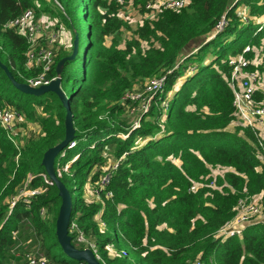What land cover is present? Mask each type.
Returning <instances> with one entry per match:
<instances>
[{
  "label": "trees",
  "instance_id": "obj_1",
  "mask_svg": "<svg viewBox=\"0 0 264 264\" xmlns=\"http://www.w3.org/2000/svg\"><path fill=\"white\" fill-rule=\"evenodd\" d=\"M145 1L133 0L138 13L145 12ZM29 8L35 18L54 15L69 28L79 10L88 19L81 73L72 77L68 94L62 82L65 75L70 78L68 63L76 59L73 24L72 48L65 50L55 41L46 78L60 76L76 141L53 158L55 169L62 159L77 155L59 178L70 196L69 223L74 221L94 242L101 263L264 264V224L248 225L240 236L217 234L235 214L239 198L258 197L264 216V166L256 156L255 137L249 128L227 129L236 119L228 58L264 40V0H188L185 7L164 10L131 33L116 15V0H0V103L25 120L19 149L0 126V264L30 253L48 264H88L61 247L57 219L62 197L54 183L46 186L41 177L47 174L45 153L66 138V105L53 90L32 93L15 84L30 86L28 80L42 71L26 64L27 38L5 26ZM224 13L228 24L213 36ZM39 41L46 46V38ZM253 69L264 72V56ZM160 76L161 89L132 128L128 110L139 101L123 100L124 95L142 91L147 79ZM165 99L167 109L161 106ZM119 159L105 188L111 195L102 196V203L88 201L87 183L98 180L108 160ZM215 168L221 172L213 176ZM29 174L28 188L45 190L29 202L19 199L7 214L10 198ZM200 181L205 185L189 190ZM69 235L75 248L86 249L74 233Z\"/></svg>",
  "mask_w": 264,
  "mask_h": 264
},
{
  "label": "built area",
  "instance_id": "obj_2",
  "mask_svg": "<svg viewBox=\"0 0 264 264\" xmlns=\"http://www.w3.org/2000/svg\"><path fill=\"white\" fill-rule=\"evenodd\" d=\"M119 8L117 16L126 21L124 14L125 8H133L137 14L140 15L138 25H142L145 20H153L158 18L159 14L164 10H179L185 7L188 0H146L144 4V13H138L137 9L133 5V0H116ZM59 5V4H58ZM60 6V5H59ZM237 15L243 20L247 21V16L243 11H237ZM228 19L226 13L221 15L220 19L215 25V32L213 36L221 31L227 24ZM6 27H15L17 30L27 38L29 42V50L27 52L26 64L29 67L41 66V73L34 79L28 80V84L32 88H38L40 86L50 85L52 82L60 78L59 75L53 76L50 79L46 78V74L50 70L55 53L53 51V45L57 40L56 34L51 37H45L43 33V23L40 18L34 17L33 9H26L21 15L10 20L5 24ZM136 26V27H137ZM135 27V28H136ZM46 38V46H43L39 41L41 37ZM251 54V55H248ZM264 56V40L256 47L254 45H245L241 52L228 58V63L231 66V73L228 78V85L232 90L233 99L232 105L235 109L236 119L233 121L236 126L249 128L254 137L255 143L253 144L256 152V156L260 163L264 166V72L253 69L249 70L250 66H256L262 62ZM164 82V76L153 77L147 79L142 91L127 92L123 100L130 98L139 101V105L132 106L128 110V116L131 119L132 128L139 126L140 114L145 113L150 105V100L153 99L154 94H157L161 89ZM163 109H167L169 102L167 99L161 102ZM136 119L135 121L133 119ZM24 116L22 113L4 107L0 103V126L5 130L7 137L19 149L18 136L22 132V123H24ZM119 137L125 138L127 134L120 133ZM76 146V141L71 140L68 142V147L72 148ZM126 152L124 153V155ZM124 155L122 157H124ZM64 153H62V157ZM77 155L72 156L71 159L65 162H59L54 169L56 176L60 178L63 173L68 172L70 163L75 160ZM121 157V158H122ZM120 158V159H121ZM119 160H108L107 163L100 167L102 170L96 182H89V191L86 192V198L88 201L103 202V197H109L111 192L105 188L108 186L111 178V173L119 164ZM215 175V174H214ZM46 186L51 185L53 181L47 174H41ZM31 175L29 174L24 181L23 186L18 190L17 194L12 196L9 201V209L7 214L11 213L13 206L21 199L25 202H29V198L37 194L43 189L28 188ZM203 181L194 182L190 186L189 190L194 191L198 187L204 186ZM212 187H216L213 181L209 184ZM221 186H218L220 188ZM235 214L224 225H222L217 234L222 237L240 236L246 226L262 223L264 224V216L262 215V207L260 203L254 201L253 197L245 196L239 198L235 207ZM43 213V209L40 211ZM102 227L105 223L99 220ZM68 231L74 233V240L77 243L84 244V248L90 250L98 261L101 263V257L98 254L97 246L94 242L87 240L82 231L79 230L77 224L71 221L68 226ZM109 249H113L112 245L107 246ZM125 254L124 251H122ZM9 264H48L47 260L43 256H36L34 254H25L21 260H15ZM101 264H104L103 262ZM195 264H201L196 261Z\"/></svg>",
  "mask_w": 264,
  "mask_h": 264
},
{
  "label": "water",
  "instance_id": "obj_3",
  "mask_svg": "<svg viewBox=\"0 0 264 264\" xmlns=\"http://www.w3.org/2000/svg\"><path fill=\"white\" fill-rule=\"evenodd\" d=\"M62 61H60L57 64V71H60ZM14 81V80H13ZM60 78L52 84L47 86H40L38 88H32L30 86H22L17 83H15L19 88L32 93H41L47 90H53L55 91L60 98L63 100V102L66 105L67 108V116H66V138L61 143L57 144L53 148L49 149L44 157L42 164L44 165L45 171L49 178L53 181V183L57 186L59 190V194L62 197V205L60 208V213L57 219V236L58 241L63 248L64 252L71 257L74 260L77 261H85L88 264H101L97 258L94 256V254L87 249L81 250L77 249L73 246L71 242V236L69 235L68 226H69V217H70V211H71V202H70V196L65 188L64 184L59 180V178L56 176V173L54 171L53 167V158L54 156L63 149L64 146L68 144L69 141L73 139L74 136V129L72 125V117H71V111L68 105V101L61 91L59 87Z\"/></svg>",
  "mask_w": 264,
  "mask_h": 264
},
{
  "label": "rangeland",
  "instance_id": "obj_4",
  "mask_svg": "<svg viewBox=\"0 0 264 264\" xmlns=\"http://www.w3.org/2000/svg\"><path fill=\"white\" fill-rule=\"evenodd\" d=\"M56 1V0H55ZM126 18V22L130 26V29H128V32H132L137 24L139 23V20L141 19L140 15L137 14L136 10L133 8H125L124 14ZM49 19L45 16H41L40 19L43 23V33L42 35L45 37H51L53 34H56L57 40L56 43L58 46L64 48L65 50H70L72 48L73 42L76 39V32L72 33L71 29L74 25V27L77 30V49H76V59L74 61H71L68 63V72L67 75H70V78H66V75L63 78L62 82V90L65 92V94H68L71 86L73 85L72 77L75 75H79L81 73V56L83 49L86 45L87 40V25H88V19L85 17H82V11H78L77 14H73L70 18L71 28H69L68 24L65 23L63 20L58 18L54 15H48ZM74 34V37H73ZM72 39L73 42H72ZM55 43V44H56ZM191 50V48H189ZM68 53V52H66ZM76 70V71H75ZM192 69H190L191 71ZM75 71V72H74ZM129 117V116H127ZM136 120L135 118L133 119ZM236 123L232 122L230 124V128L232 130ZM28 126L36 127L33 123H28ZM36 130H39V127H36ZM62 162H64V159H62ZM221 172V169L215 168L213 169L212 175ZM254 201L259 203L258 197H253Z\"/></svg>",
  "mask_w": 264,
  "mask_h": 264
},
{
  "label": "crops",
  "instance_id": "obj_5",
  "mask_svg": "<svg viewBox=\"0 0 264 264\" xmlns=\"http://www.w3.org/2000/svg\"><path fill=\"white\" fill-rule=\"evenodd\" d=\"M227 129L232 130V128H230V125L227 127ZM88 184H89V182L87 183V186H86L87 191H89V185Z\"/></svg>",
  "mask_w": 264,
  "mask_h": 264
}]
</instances>
